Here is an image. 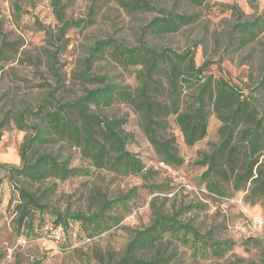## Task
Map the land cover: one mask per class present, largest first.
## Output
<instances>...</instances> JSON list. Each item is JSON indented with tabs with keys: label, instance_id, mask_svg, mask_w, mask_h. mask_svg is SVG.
I'll return each instance as SVG.
<instances>
[{
	"label": "rangeland",
	"instance_id": "rangeland-1",
	"mask_svg": "<svg viewBox=\"0 0 264 264\" xmlns=\"http://www.w3.org/2000/svg\"><path fill=\"white\" fill-rule=\"evenodd\" d=\"M59 1L64 21L55 12L53 0H0V49L9 51L7 59H0V163L21 165L20 149L28 132L17 127L16 113L38 107L43 99H76L96 87L91 77L82 75L86 67L90 75L108 76L131 88L138 84L134 69L125 70L105 57L86 59L97 40L111 37L135 44L142 26L156 13L129 14L119 0ZM159 4L167 9L172 6L171 0H159ZM179 11L198 15V22L175 34L145 40L157 48L171 46L180 51L191 47L198 66L209 63L206 73L225 76L250 92L264 70V32L242 46H230V33L237 21L264 17V0H209ZM101 112L125 119L122 128L130 134L127 148L142 160V173L125 175L96 167L79 148L55 144L50 150L70 167L90 173L26 182V186L48 208L84 214L97 211L103 198L114 199L137 187L131 210L127 214L111 211L123 216L122 221L93 238H88L79 222L70 221L68 241L54 240L45 226L54 219L48 212L37 213L31 236L18 235V193L7 170L0 167V251L5 253L1 264H105L123 254L134 232L149 226L156 211L175 213L190 205L180 212V220L197 226L209 242L232 239L235 245L220 258H205L187 246L166 242L169 264H264V207L260 201L247 199L250 184L237 190L225 183L227 195L218 196L207 190L200 177L206 167L199 162L220 143L221 121L216 116L209 120L206 137L193 146L185 143L175 116L169 117L168 135L175 137L184 160L173 166L155 154L132 107L120 104ZM25 116L33 120L28 112ZM260 163L264 165V155Z\"/></svg>",
	"mask_w": 264,
	"mask_h": 264
},
{
	"label": "trees",
	"instance_id": "trees-1",
	"mask_svg": "<svg viewBox=\"0 0 264 264\" xmlns=\"http://www.w3.org/2000/svg\"><path fill=\"white\" fill-rule=\"evenodd\" d=\"M119 1L129 14L156 15L142 26L135 44L111 37L97 40L86 60L105 57L125 70L134 69L138 84L131 88L108 76L90 75L86 67L82 75L91 77L98 84L96 87L86 89L76 99L65 102L43 99L38 107H25L16 113L17 127L28 132L20 149L21 165L0 163V167L7 170L12 188L18 193L15 206L18 235L31 236L37 213L48 212L54 216L53 222L45 225L51 237L52 230L61 227L60 241H68L69 223L76 221L88 238H93L122 221L123 216L113 215L111 211L127 214L131 210V201L138 196L137 187L114 199L103 198L97 211L84 214L48 208L26 186V182L49 178L66 180L90 173L85 168L70 167L58 153L50 150L55 144L79 148L96 167L125 175L142 173V160L127 148L130 134L122 128L125 119L109 118L101 112L120 104L134 109L155 154L173 166L182 165L184 160L175 137L168 135L169 117L175 116L185 143L193 146L206 137L209 120L216 116L221 121L220 143L199 162L206 167L200 176L202 182L209 192L218 196L227 195L225 183L237 190L246 189L250 184L247 199L253 203L260 201L264 207V165L260 163L264 155V70L255 87L246 93L229 78L206 73L209 63L198 66L191 47L180 51L171 46L157 48L145 40L148 36L175 34L195 24L198 15L180 12V8L201 6L209 0H171V9L161 7L159 0ZM53 6L64 21L60 1L53 0ZM262 32L264 17L261 15L237 21L229 44L246 45ZM8 54L9 51L0 49L1 60L7 59ZM26 112L33 116L32 121L26 118ZM1 136L0 130V139ZM21 179L27 181L21 182ZM181 211H156L149 226L134 232L123 254L105 264H169L170 255L164 252L166 242L187 246L196 256L205 258H220L233 249L232 239L209 242L197 226L179 219ZM148 250L154 254L141 255ZM4 257V251H0V264Z\"/></svg>",
	"mask_w": 264,
	"mask_h": 264
},
{
	"label": "built area",
	"instance_id": "built-area-1",
	"mask_svg": "<svg viewBox=\"0 0 264 264\" xmlns=\"http://www.w3.org/2000/svg\"><path fill=\"white\" fill-rule=\"evenodd\" d=\"M52 237L56 239V241H60L63 238V230L61 227L55 228L52 230Z\"/></svg>",
	"mask_w": 264,
	"mask_h": 264
}]
</instances>
